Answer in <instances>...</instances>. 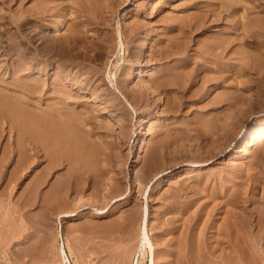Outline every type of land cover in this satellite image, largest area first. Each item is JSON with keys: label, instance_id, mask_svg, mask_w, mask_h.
Masks as SVG:
<instances>
[{"label": "rangeland", "instance_id": "obj_1", "mask_svg": "<svg viewBox=\"0 0 264 264\" xmlns=\"http://www.w3.org/2000/svg\"><path fill=\"white\" fill-rule=\"evenodd\" d=\"M221 4H223V7L220 9ZM41 5L49 7L51 5L63 6L60 13L54 18H46L47 20L39 21L30 20L24 24L25 27L23 26V30L20 33L17 32L15 29L16 23L19 22L16 17L17 13L19 14V12L25 9ZM15 8H17V11ZM218 9L222 10V14L226 16H224L223 22L225 21V24L222 27L231 43L227 50H225V55L222 59L217 58L213 60V57L206 59L208 61L206 63H210L209 66L212 67L208 70L212 73H207L209 80L202 85L200 83L197 85L199 77L197 78L195 75L199 73L201 76L203 74L198 68L196 73H194L195 78L191 82L192 84L187 83V76L182 77V79L181 77L177 78L179 85H181L178 86L182 87L181 91L161 89L160 91H150L149 94L140 96L138 85H145L146 83L148 85V81H151L153 78V75L151 76L150 74L155 70L154 68L163 66V63H156L158 61L155 58L157 56L154 55L156 50H153L157 49L159 45L166 44L165 41L167 39L176 40V36L178 38L177 41H179L178 43L183 44L181 42H184L188 38L183 34L179 33L178 36L175 33L178 30L179 32L181 31L178 29L180 28L178 26L181 23L184 24L188 20L187 18H193L194 13V17L197 19L201 10H206L210 14H213V12L217 13ZM74 12L76 13L74 14ZM24 13L26 16V12ZM68 14L69 17L67 16ZM191 14L192 16L189 17ZM175 16L179 18L177 19ZM31 17L33 18V16ZM66 18L68 19L66 20ZM212 18L213 15L208 18V22ZM57 19L60 20L58 24H56ZM218 20L220 21L221 19ZM40 21L47 23L44 29L50 37V42L48 41L46 44L51 46H48V49H45L46 51L43 50L40 40L35 37L32 39L34 44L28 43L26 40L28 32L31 29V23L39 24L38 22ZM211 22L208 24H214L215 21ZM73 23L75 27L84 29L83 32L85 31L84 33H80L81 35L83 34L82 36L79 34L81 36V45H79L81 47L79 48L81 49L78 51L80 56L77 60L82 65L79 63L78 66L80 67L74 66L73 71H77L79 68L80 71H88L93 67L97 72L93 73L94 76L88 73V75L91 74V77H93L91 78L94 84L92 89H81L78 86H71L66 81V89H69L72 96L75 95L73 100H80L79 103L76 101L70 103L68 107L75 108L78 111L82 108V112L86 110V112L89 111L88 114L92 111L89 114L92 119H88L87 125L83 126L84 129L82 125L78 126L80 129H77V126H75V129L73 122H76L78 119L73 115L75 121H72L73 118H71V123L68 122L73 127L68 123L67 126L73 129V133L82 128V135L78 131L76 135L80 134L84 140L80 136L78 137V135L76 139L73 136V143L75 144V148H77L74 153L71 151H74L75 148H70L69 144L64 142L59 144L58 147L61 150L60 156L56 154L58 148L51 147V141L48 142V147H42L39 143L41 145L38 148L39 151L37 149L34 152L31 148H35L38 145V143H35L38 140L35 142L33 139L20 140V137L17 140L18 132L16 130H9L8 125L4 121L0 123V264H61L63 258L58 248L57 225H62L60 240L62 237L63 243L61 247L67 255V259L64 258L65 261H68L67 264H134L133 260H135V257H138V264H178V261L183 259V256L180 257L181 251L179 252L178 247L181 246L182 239L184 236L186 237V233L187 236L190 234V236L194 237V252H196L195 247H197L198 237L201 235L206 238L210 237L207 240L208 246L210 245L209 247L213 248L214 242H216L214 241L216 234L213 235L212 233H216L214 230L217 229L220 222L222 224L224 222L225 224L226 219L230 218L229 220H232L231 218H233L232 215L234 216V214L237 216L241 213L242 216L240 214L238 216L242 217L240 219H243V223L247 221V224H249L248 221L251 219L252 224H255L254 221L263 219L262 221L260 220L262 223L264 218L259 217L258 219V216H255L259 214L258 211L260 209L264 210V198L261 199L264 197V137L249 150L236 151L249 138L251 131L264 125V0H0V39H3L0 43L2 45L4 43L5 47L10 50L12 47L13 50V55L6 56L8 58H5V61L8 64L11 61L15 62L14 59L18 58L16 54V52L18 53V48L26 46L27 51L29 52L30 50L29 53H31L28 55L33 56L34 52L40 49L39 52L44 51L42 55L45 53V56H41L38 53L39 56L37 55L36 58L51 62L45 69H34L31 75L27 76L28 78L24 77L26 81L32 77H37L42 82L40 84L44 90H47L45 93L47 98L42 100L39 105L40 109L48 108L54 102L56 104L58 100L56 95L52 94L50 84L57 77L58 71L56 70L58 64L64 59L60 51L59 38L63 37L70 28H73ZM133 29L135 30L133 31ZM8 32L10 35H8ZM212 32L213 29L210 27L205 32L199 33L198 30L189 36L187 34L190 37L187 42L191 41L189 42L192 48L187 50V54H192L189 57L190 61H193L190 65H194L196 60L200 61L199 51L195 49L200 48L201 46L198 47V44L200 45V42L202 44V41L206 40V36ZM126 34L128 36H125ZM126 37L130 39L128 40ZM182 37H186V39ZM180 38L182 41L179 40ZM85 39L86 41L89 40V43L85 44ZM55 40L56 43L53 45V41ZM125 40L129 43H126ZM7 41L8 44H6ZM25 42L27 43L25 44ZM92 42L94 46L96 45L95 47L93 46V49ZM82 44L91 45V50L88 46L87 50H84ZM8 45L10 47H7ZM15 47L17 50L13 49ZM139 53V59H134L135 54ZM171 59L174 58L171 57ZM209 59H212L214 62ZM222 60L224 63L221 62ZM138 67L142 70L141 73L131 75L132 71L130 69L135 70ZM214 74L216 81L212 78ZM0 78L12 81L13 75L4 74L0 71ZM24 78L22 79L24 80ZM119 83L127 88H120L119 90L117 87V85H120ZM16 94L20 96L24 95V93L20 92ZM59 94L61 93L59 92ZM167 96L171 97L168 98ZM25 97H23L25 100L27 99L29 103L31 102L27 107L33 109L37 102L36 97H29L28 95ZM138 99L140 102L136 101ZM233 99L238 100L236 107L239 115L233 119L232 129L230 128L227 132L225 148L204 162L192 164L187 161L196 160L197 158H207L205 156L206 153L202 152L203 149H198V146L195 144L196 141L198 143L201 142L202 145L206 142L202 137L199 138V141L194 138L193 140L185 141L184 139V141H181L182 139L178 137V133L181 131H183L181 132L183 134L189 132H185V126H188L186 130L190 128L196 131L197 128H201L202 125L208 122L212 124L214 121L215 123L214 119H217L218 116H223L231 110L230 106L232 107L233 105L229 103ZM57 105L59 106L60 104L57 103ZM104 106L106 108H103ZM173 107H175V110L177 109L175 112ZM36 110L40 111L39 109ZM206 118L209 119L207 120ZM211 120L213 121L211 122ZM198 125L200 127H197ZM91 126L94 127V130H90ZM176 128L182 130H178L179 132H177ZM172 130L174 131L172 132ZM86 139H88L87 143L85 142ZM158 142L160 143L155 144ZM177 143L180 146L183 145L180 147ZM82 145L84 149L80 148L83 147ZM159 145L163 146L164 149ZM149 148L156 152V155L154 158H149V161L148 159L145 161L146 152ZM196 150L199 153L198 151L195 152ZM190 152L192 153L190 154ZM84 160L87 161L82 163ZM162 169L163 171L156 177L153 176L156 171ZM77 186L82 187V190L78 189ZM194 186L198 189H193ZM181 190L182 192H180ZM124 191L127 198L119 199L122 197L121 194ZM173 191L176 192V197H173V194H171ZM234 192L239 194V196L241 195L242 200L245 201H240V204L233 206L231 198L235 195ZM179 194L181 195L178 196ZM247 195L248 197L251 196L254 201L247 200ZM183 204L185 207H183ZM220 205L222 206L220 207ZM145 206L150 210L147 231L152 244H144L145 252L142 256L139 254V247L136 246H138L139 235L142 231L140 209H144ZM222 207L224 208L222 209ZM243 208L248 212H242ZM100 209L108 211L98 214V210ZM63 210H75L77 211V215L70 217L59 216L58 214ZM193 213L195 217H193ZM251 213L254 217H246V215ZM198 214L199 216L202 215V218L201 216L198 217ZM244 215L245 217H243ZM57 217L61 218L58 219ZM224 217L226 218L225 220ZM246 218L250 219L246 220ZM229 220H227L228 223L231 222ZM216 224L218 225L215 226ZM244 227L243 225V230L246 229ZM255 227H251L250 233H246L247 230L243 231L241 229V233H245L244 237H246V234L247 236L248 234H255V237L258 235L254 242L257 246L256 253L260 254L258 256L255 253V257L259 260L255 258V262L252 264H258V262L260 264L264 263L260 258H264V225L262 229L258 225ZM259 229L261 232H259ZM199 230L202 232L200 233ZM212 235L213 239H211ZM251 237H254V235ZM240 238L242 239V236ZM151 249L154 252L153 255L150 252ZM218 252L219 250H215V254ZM208 256L210 259L207 257V253L203 254V260L207 264L210 262V264H217V257L210 253ZM177 257L181 259L178 258L176 262L175 259ZM204 261L202 264H204Z\"/></svg>", "mask_w": 264, "mask_h": 264}, {"label": "bare ground", "instance_id": "obj_2", "mask_svg": "<svg viewBox=\"0 0 264 264\" xmlns=\"http://www.w3.org/2000/svg\"><path fill=\"white\" fill-rule=\"evenodd\" d=\"M17 1V0H16ZM22 1V0H21ZM48 1V0H47ZM55 1V0H54ZM57 1H59V0H57ZM62 1V0H61ZM78 1V0H77ZM42 2V1H41ZM40 2V3H41ZM215 2V1H214ZM62 3V2H61ZM72 3H73V1H72ZM71 3V4H72ZM78 3V2H77ZM80 3V2H79ZM98 3V2H97ZM44 4V3H43ZM46 4V3H45ZM48 4V3H47ZM53 4V3H52ZM55 4V3H54ZM58 4V3H57ZM81 4V3H80ZM33 5V4H32ZM40 5V4H39ZM49 6H50V4H48ZM49 6H47V5H41V6H34L33 8H28V9H25V10H23V8H22V12H19V14L17 13V15H16V17H17V19L19 20V22H17L16 24V31L17 32H21L23 29V26H24V24L25 23H27L28 21H39V20H47V19H51L52 17L54 18L56 15H58L59 13H60V11L62 10L61 8H62V6L63 5H58V6H52L51 5V7H49ZM88 6V5H87ZM68 7V6H67ZM83 7V6H82ZM214 7H216V6H214ZM219 7V6H218ZM223 7V4H221L220 5V9ZM64 8V7H63ZM65 8H66V6H65ZM81 8V7H80ZM85 8V7H84ZM87 8V7H86ZM91 8V7H90ZM201 8V7H200ZM199 8V9H200ZM17 8H15V10H16ZM72 9V8H71ZM77 9V8H76ZM75 9V10H76ZM83 9V8H82ZM203 9V8H202ZM220 9H218L219 11H217V13H214L213 11V14H210L208 11H199L200 12V15H198L199 17L196 19L195 17H194V15H195V13H194V15H193V18H187L186 20V22L184 23V24H182L181 23V25L180 26H178V27H180V28H178V29H180L181 31L179 32V30H178V32H175V33H177L178 34V36H179V33L180 34H183L184 36H186L188 39L190 38V37H188L191 33H193V32H195V31H198L199 30V33L200 32H205L207 29H209L210 27H212V29H213V32L210 34V35H208V36H206L207 38H205L206 40H204V41H202L203 43L201 44V42H200V45L198 44V47H200V48H198V49H195V50H198L199 51V57H200V61L198 62L197 60H196V62L194 63V65H190L191 64V62H193V61H190V56L192 55V54H187L188 53V51L187 50H189V49H192L191 48V45H190V42L188 41L187 42V40H185L184 42H181V43H183V44H180V43H178L179 41H177L178 40V38H176L175 37V39L176 40H173V39H171L170 37V40H168L167 39V41H165V43L166 44H162V45H159V46H157V49H154L153 51H155L154 53H153V51H152V53L155 55V56H157V57H155L158 61H156V63L158 62V64H162L163 63V66H161V67H159V68H154L155 70L154 71H152L151 72V76L153 77L152 78V80L151 81H148L149 82V84L148 85H138L139 87H138V93H139V95L141 96H143L144 94H149L150 93V91H160L161 89L162 90H168V89H170V91L171 90H182L181 88L182 87H179V86H181V85H179V83H178V80H177V78H179V77H181V79H182V77H186L187 76V78H186V81H187V83L189 84V83H191L193 80H194V78H195V76L198 78L199 77V82H198V84L197 85H199V83H200V85H202V84H204L205 82H207L209 79H208V75H207V73L209 72L208 70H210V68H212L211 66H209V64H207L208 63V61H206V59H208V58H212L213 57V60L214 59H217V58H220V59H222L223 57H224V55H225V50H227V48H228V46L230 45V43H231V41L230 40H228V37H226V33L224 32V28L222 27V25H224L225 23V21L223 22V19H225V15H223L222 14V10L220 11ZM237 9V8H236ZM66 10V9H65ZM74 10V9H73ZM92 10V9H91ZM17 11V10H16ZM70 11V10H69ZM79 11V10H78ZM100 11H102V10H100ZM24 12H26V16L24 15L25 13ZM28 12V13H27ZM71 12V11H70ZM90 12V11H89ZM24 13V14H23ZM76 12H74V14H75ZM81 13V12H80ZM80 13H79V15H80ZM84 13V12H83ZM85 13H86V11H85ZM27 14H28V16H27ZM89 14V13H88ZM93 14V13H92ZM94 15H95V13H94ZM97 15V14H96ZM211 15H213V18L212 19H210L209 20V22H208V18H210L211 17ZM13 16V15H12ZM31 16H33V18L31 17ZM60 16V15H59ZM64 16V15H63ZM68 17H69V14L67 15ZM77 16V15H76ZM89 16V15H88ZM192 16V14L189 16V17H191ZM225 16V17H224ZM247 16V15H246ZM26 17V18H25ZM73 17V16H72ZM87 17V16H86ZM85 17V18H86ZM176 17V16H175ZM175 17H174V19H175ZM22 18H25V19H22ZM47 18V19H46ZM77 18H78V16H77ZM80 18H81V16H80ZM93 18V17H92ZM95 18V17H94ZM177 18V17H176ZM179 18V17H178ZM177 18V19H178ZM242 18V17H241ZM68 18H66V20H67ZM86 19H88V18H86ZM98 19V18H97ZM96 19V20H97ZM173 19V18H172ZM173 19V20H174ZM195 19V20H194ZM218 19H221L220 21L218 20ZM70 20V19H69ZM73 20V19H72ZM83 20V19H82ZM170 20V19H169ZM180 20V19H179ZM185 20V19H184ZM242 20V19H241ZM57 21V23L56 24H58V23H60V20L59 19H57L56 20ZM75 21V20H74ZM80 21H81V19H80ZM86 21V20H85ZM102 21V20H101ZM104 21V20H103ZM168 21V20H167ZM177 21V20H176ZM193 21V22H192ZM211 21H215L214 22V24H208V23H210ZM46 22V21H45ZM77 22V21H76ZM173 22V21H172ZM217 22V23H216ZM39 24H33V23H31V29L30 28H28V29H30V31H31V33H29L28 32V36L26 37V40H27V42L28 43H31V44H34V41L32 40V39H34V37L36 38V39H38V40H40V44L42 43V48H43V50L44 51H46L45 49H48V46H51V45H48V44H46V43H48V41L50 40V37H49V34H48V32L44 29V27H46L47 26V23H44L43 21H40V22H38ZM49 23V22H48ZM86 23V22H85ZM95 23V22H94ZM165 23V22H164ZM212 23V22H211ZM55 24V25H56ZM77 24V23H76ZM104 24V23H103ZM163 24V23H162ZM60 25V24H59ZM72 25V24H71ZM82 25V24H81ZM94 25V24H93ZM54 26V25H53ZM80 26V25H79ZM25 27V26H24ZM28 27V26H27ZM61 27V26H60ZM73 28H68L69 30L68 31H66V33L64 34V36L63 37H61V38H59V42H60V51L62 52V54H63V58L64 59H62V62H60L59 64H58V67H57V70L56 71H58V74H57V77L55 78V79H53V81L51 82V84H50V86H51V92H52V94H55L56 95V97H57V102H56V104L58 103V104H60L59 106L57 105L56 106V104H54L53 103V105L52 106H47L48 108H41L40 109V107H39V105L41 104V102H42V100H44L45 98H47V96H45V93H46V89L44 90V88H43V86L40 84V82L41 81H39L38 80V78L37 77H32V78H30L29 80H25V76H26V78H28L27 76H29V75H31V73H32V70H34V69H36V70H39V69H45L49 64H51V62H47L45 59H37L36 57H37V55H38V53L41 55V56H45V53H44V55H42L43 54V50H41V51H43V52H39L40 51V49L39 50H36L35 52H34V55L33 56H31V55H28V54H31V53H29L30 52V50H29V52L27 51L28 49H26V46H24V48H18V53L16 52V54H17V56H18V58L15 60L14 59V61L15 62H10L9 60V64H8V62H6L5 60V58H8V57H6V56H12L13 55V50H12V47H11V50L10 49H8V48H6L5 47V45H4V43H3V45H2V43H0V71H2L4 74L5 73H7V74H11V75H13V79H12V81H6V80H3V78L1 79L0 78V123H2L3 121L8 125V128H9V130H16L18 133H17V136H18V138H17V140L19 139V137H20V140L22 139H33V141L35 142L36 140H38L37 142H35V143H38V145L37 144H35V145H37V146H35V148H31L32 150H34V152L39 148V146H41L42 145V147L44 146H47L48 147V145H49V141H51V147H56V148H58V151H56L57 153V155L58 156H60L61 155V150H59V144H61V143H66V144H69V147L71 148V147H73V148H75V144L73 143V136L75 137V139H76V136L78 135H76V133H77V131H78V133L79 132H81L80 134L82 135V128H81V130H74V131H76V133L74 134L73 133V129L71 128V127H73V126H71L69 123H71L70 122V119L71 118H73L74 116L75 117H77V121L76 122H73V124H75L74 125V128L76 129V127L75 126H77V129H80V127H78V126H81L82 125V127L84 126H86L87 125V121H88V119L90 118V113L92 112H90L89 114H88V112H86V110L85 111H83L82 112V108H80V111H78V110H76L75 108H72V107H68V105L70 104V103H72V102H74V101H76L77 103H79V101L78 100H73L74 98H75V95H73L72 96V94L69 92V89H66V81L67 82H69L70 84H71V86H78V88H88V89H92V86L94 85L93 83H92V79L91 78H93V77H91L92 75L91 74H93V73H95V72H97L96 71V69H94L93 67H91V69L90 70H88V71H80V68L77 70V71H73V67L74 66H78V64L80 63V61L79 60H77V59H79V49H81V48H79V47H81V46H79V45H81V42H80V40H81V36L83 35H81L80 33H84L83 32V30L82 29H80V28H78V27H75V25H74V23H73V26H72ZM88 27V26H87ZM87 27H86V29H87ZM171 27V26H170ZM175 27V26H174ZM214 27V28H213ZM53 28V27H52ZM58 28V27H57ZM83 28V27H82ZM177 28V27H176ZM24 29H26V28H24ZM153 29V28H152ZM135 29H133V31H134ZM147 30V29H146ZM149 30V29H148ZM163 30H164V28H163ZM132 31V30H131ZM130 31V32H131ZM144 31V30H143ZM166 31V30H165ZM226 31V30H225ZM24 32V31H23ZM22 32V33H23ZM125 32V31H124ZM128 32V31H127ZM9 33V32H8ZM18 33V34H19ZM126 33V32H125ZM142 33V32H141ZM198 33V32H197ZM13 34V33H12ZM23 34H25V33H23ZM54 34V33H53ZM81 36H80V35ZM127 34H129V33H127ZM125 35V36H128V35ZM162 34H163V32H162ZM187 34H188V36H187ZM8 35H10V33L8 34ZM20 35H22V34H20ZM20 35H19V37H20ZM55 35V34H54ZM103 35V34H102ZM106 35V34H105ZM165 35V34H164ZM182 35V36H183ZM61 36V35H60ZM137 36V35H136ZM171 36V35H170ZM7 37H9V36H7ZM16 37V36H15ZM52 37V36H51ZM135 37V36H134ZM172 37H174V36H172ZM186 37H182L183 39H186ZM10 38V37H9ZM57 38V37H56ZM83 38H85V37H83ZM126 38H128V37H126ZM125 38V39H126ZM152 38V37H151ZM11 39L13 40V38H12V36H11ZM130 38H128V40H129ZM199 39V38H198ZM1 40H3V39H0V42H1ZM52 40H54V39H52ZM101 40V39H100ZM111 40V39H110ZM156 40V39H155ZM158 40V39H157ZM179 40H181V38L179 39ZM58 41V40H57ZM85 41H86V39H85ZM89 41V40H88ZM88 41H86L85 42V44H87V42ZM159 41H161V40H159ZM182 41V40H181ZM10 42H12V41H10ZM19 42V41H18ZM20 42H22V41H20ZM27 42H25V44L27 43ZM50 42V41H49ZM54 42V44L53 45H55V43H56V40L55 41H53ZM83 42H84V39H83ZM82 42V43H83ZM125 42H126V40H125ZM128 42V41H127ZM126 42V43H127ZM135 42V41H134ZM144 42H146V41H144ZM149 42V41H148ZM163 42V41H162ZM89 43V42H88ZM98 43V42H97ZM96 43V44H97ZM129 43V42H128ZM197 43V42H196ZM6 44H8V41H7V43ZM13 44V43H12ZM15 44V43H14ZM21 44H23V42L21 43ZM21 44H20V46H21ZM50 44V43H49ZM58 44V43H57ZM92 44V49H93V42L91 43ZM95 44V43H94ZM139 44V43H138ZM154 44V43H153ZM28 45V44H27ZM52 45V46H53ZM58 45V46H59ZM115 45V44H114ZM127 45V44H126ZM232 45V44H231ZM234 45V44H233ZM10 46H11V44H10ZM9 45L7 46V47H10ZM14 46V45H13ZM19 46V45H18ZM17 46V47H18ZM57 46V45H56ZM82 48H84V50L86 49V48H88L89 47V49L91 50V48H90V46H88V45H83L82 44ZM88 46V47H87ZM96 46V45H95ZM94 46V47H95ZM110 46V45H109ZM149 46V45H148ZM156 46V45H155ZM239 46V45H238ZM5 47V48H4ZM153 47H154V45H153ZM33 48V47H32ZM36 48V47H35ZM41 48V49H42ZM99 48V47H98ZM111 48V47H110ZM149 48V47H148ZM156 48V47H155ZM233 48V47H232ZM247 48V47H246ZM13 49H16V47L15 48H13ZM56 49V48H55ZM59 49V48H58ZM77 51H76V50ZM17 50V49H16ZM53 50V49H52ZM87 50V49H86ZM99 50V49H98ZM55 51V50H54ZM53 51V52H54ZM59 51V50H58ZM93 51H95V50H93ZM81 52H82V50H81ZM139 52V51H138ZM150 52V51H149ZM190 52V51H189ZM87 53V52H86ZM93 53V52H92ZM137 53V52H136ZM235 53V52H234ZM33 54V53H32ZM61 54V53H60ZM129 54V53H128ZM151 54V53H150ZM238 54V53H237ZM59 55V54H58ZM133 56H134V54H132ZM148 55V54H147ZM153 55V56H154ZM179 55H182V56H179ZM227 55V54H226ZM229 55V54H228ZM239 55V54H238ZM39 56V55H38ZM131 56V55H130ZM132 56V58H134ZM14 57V56H13ZM87 57V56H86ZM93 57V56H92ZM139 57H140V53L139 54H135V58L134 59H139ZM171 57L172 58H174V59H171ZM226 57V56H225ZM228 57V56H227ZM84 58V57H83ZM144 59H146V58H144ZM151 59V58H150ZM150 59H148L149 61H150ZM155 59V60H156ZM225 59V58H224ZM243 59V58H242ZM177 60V61H176ZM194 60V59H193ZM203 60V61H202ZM209 60H211V61H213L212 59H209ZM101 61V60H100ZM148 61V62H149ZM41 62H43V63H41ZM128 62V61H127ZM139 62V61H138ZM152 62V61H151ZM207 62V63H206ZM214 62V61H213ZM221 62H223V60L221 61ZM226 62V61H225ZM40 63H41V65H40ZM220 63V62H219ZM224 63V62H223ZM226 63H228V62H226ZM246 64V63H245ZM80 65H82L81 63H80ZM222 65V64H221ZM89 66V65H88ZM222 66H225V65H222ZM51 67V66H50ZM56 67V66H55ZM78 67H80V66H78ZM86 67V66H85ZM214 67V66H213ZM200 69L202 72L201 73H203V74H201V76H200V74L198 73L197 75H195L194 76V73H196V71H197V69ZM86 69V68H85ZM25 70H27V71H25ZM99 70V69H98ZM126 70V69H125ZM25 71V72H24ZM51 71V70H50ZM130 71H132L131 72V75H133L134 73L135 74H138V73H141V69H140V67H138L137 69H130ZM212 71V70H211ZM216 71H218V70H216ZM53 73V72H52ZM88 73H91V74H89L88 75ZM128 73V72H127ZM149 73H150V71H149ZM206 73V74H205ZM209 73H212V72H209ZM215 73V72H214ZM222 73V72H221ZM149 75V74H148ZM216 75H217V73H216ZM2 76V75H1ZM6 76V75H5ZM93 76H94V74H93ZM126 76V75H125ZM124 76V77H125ZM150 76V77H151ZM210 76H212V75H210ZM218 76V75H217ZM216 76V77H217ZM12 77V76H11ZM31 77V76H30ZM99 77V76H98ZM22 78H24V80L22 79ZM54 78V77H53ZM128 78V77H127ZM212 78H214L215 79V74H214V76L212 77ZM211 78V79H212ZM219 78V77H218ZM217 78V79H218ZM10 79V78H9ZM124 80V79H123ZM99 81V80H98ZM128 81V80H127ZM143 81H145V80H143ZM176 81H177V83H176ZM180 81V80H179ZM184 81V80H183ZM183 81H182V83H183ZM215 81H216V79H215ZM121 82V81H120ZM145 82H147V81H145ZM226 82V81H225ZM42 83V82H41ZM95 83V82H94ZM118 83V82H117ZM177 85H176V84ZM262 83V82H261ZM120 84V83H119ZM192 84V83H191ZM43 85H45V84H43ZM175 85V86H174ZM179 85V86H178ZM131 86V85H130ZM172 86H174V88H172ZM178 86V87H177ZM190 86V85H189ZM94 87H96V86H94ZM117 87L119 88V90H120V88H127L126 86H124V85H122V84H120V85H117ZM177 87V88H176ZM69 88V87H68ZM74 88V87H73ZM98 88V87H97ZM204 88V87H203ZM5 89V90H4ZM94 89V88H93ZM96 89V88H95ZM44 90V91H43ZM86 90V89H85ZM128 90H129V88H128ZM75 91V90H74ZM93 91V90H92ZM126 91V90H125ZM135 91V90H134ZM15 92V94H13ZM24 93V95L26 94V95H28L29 97H36V99H37V102L35 103V105H34V107H33V109H29L27 106H28V104H30L29 102H28V98L27 97H25L24 95L23 96H20V95H18V94H16V93ZM59 92L61 93V94H59ZM91 92V91H90ZM95 92V91H94ZM110 92V91H109ZM108 92V93H109ZM190 92V91H189ZM99 93V92H98ZM129 93V92H128ZM74 94V93H73ZM90 94V93H89ZM100 94V93H99ZM123 94V93H122ZM173 94V93H172ZM54 95V96H55ZM96 95V94H95ZM145 95V96H146ZM164 95V94H163ZM169 95V94H168ZM133 96V95H132ZM144 96V97H145ZM23 97H25V98H27L26 100L23 98ZM128 97V96H127ZM130 97V96H129ZM134 97V96H133ZM136 97H138V96H136ZM168 97V96H167ZM169 97H171V96H169ZM168 97V98H169ZM187 97V96H186ZM83 98V97H82ZM111 98V97H110ZM131 98V97H130ZM146 98V97H145ZM235 98V97H234ZM77 99V98H76ZM93 99V98H92ZM105 99V98H104ZM112 99V98H111ZM111 99H110V101H111ZM137 99V98H136ZM152 99V98H151ZM142 100V99H141ZM168 100V99H167ZM172 100V99H171ZM178 100V99H177ZM51 101H52V99H51ZM100 101V100H99ZM106 101V100H105ZM136 101H139V99L138 100H136ZM135 101V102H136ZM143 101H145V100H143ZM153 101V100H152ZM169 101V100H168ZM167 101V102H168ZM237 101L238 100H236V99H233L229 104H231V105H233L232 107L230 106V111L228 112V113H225L223 116L221 115V116H218L217 117V119H214L215 120V123H214V121L213 120H211V122H212V124L211 123H209V125H208V123H207V120L209 119H207L206 120V123L207 124H205V125H202L201 126V128H197L196 129V131H194V130H191L190 128L189 129H187L186 130V128H188V126H185L184 128V130H185V132L186 131H189V132H186V133H181V132H183V131H181V132H179L178 130H182V129H177V132H179L178 133V137H180V139H182L181 141H184V139H185V141H188V140H193V138L194 139H197L198 141H199V138L200 137H202L203 139H205V142L206 143H204V145H202V143L201 142H197L196 141V146H198V149H203V151L202 152H205L206 153V155L205 156H207V158L205 157V158H203V159H196V160H187V161H189L190 163H192V164H198V162H204V161H206V160H208L209 158H212L213 156H215V154L217 153V152H221L222 151V149L223 148H225V143H226V139L225 138H227V132L229 131V129L233 126V124H232V121H233V119H235V118H237V116L239 115V111H238V109H237V107H236V104H237ZM13 102H15V103H13ZM140 102V101H139ZM169 102H171V101H169ZM179 102V101H178ZM240 102V101H239ZM82 103V102H81ZM107 103V102H106ZM164 103V102H163ZM101 104V103H100ZM138 104V103H137ZM166 104V103H165ZM239 104V103H238ZM81 105V104H80ZM104 105V104H103ZM115 105V104H114ZM117 105V104H116ZM145 105H146V103H145ZM172 105V104H171ZM112 106V105H111ZM137 106V105H136ZM143 106V105H142ZM149 106V105H148ZM165 106V105H164ZM173 106V105H172ZM82 107V106H81ZM110 107V106H109ZM177 107V106H176ZM30 108H32L31 106H30ZM103 108H106L105 106L103 107ZM161 108V107H160ZM172 108V107H171ZM175 107H173V110H174V112L177 110H175L174 109ZM178 108V107H177ZM36 109H39L40 111H37ZM85 109V108H84ZM117 110H118V108H117ZM225 110H227V109H225ZM229 110V109H228ZM65 111H67V112H65ZM169 111V110H168ZM85 112V113H84ZM116 112V111H115ZM164 112H165V110H164ZM216 112V111H215ZM226 112V111H225ZM27 114V115H26ZM85 114V115H84ZM110 114V113H109ZM112 114H113V111H112ZM223 114V113H222ZM74 115V116H73ZM100 115V114H99ZM147 115V114H146ZM211 115V114H210ZM118 116V115H117ZM116 116V117H117ZM202 116H204V115H202ZM74 117V118H75ZM92 117V116H91ZM205 117V116H204ZM208 117V116H207ZM73 118V120L72 121H75V119ZM120 118V117H119ZM201 118V117H200ZM216 118V117H215ZM90 119H92V118H90ZM168 119V118H167ZM183 119H185V118H183ZM175 120V119H174ZM180 120V119H179ZM196 120V119H195ZM98 121V120H97ZM96 121V122H97ZM102 121V120H101ZM124 121V120H123ZM69 122V123H68ZM112 122V121H111ZM175 122V121H174ZM180 122H181V120H180ZM195 122V121H194ZM202 122V121H201ZM67 123L71 126V127H69V126H67ZM99 123V122H98ZM102 123V122H101ZM105 123V122H104ZM108 123H110V122H108ZM85 124V125H84ZM90 124H92V123H90ZM188 124V123H187ZM263 124V123H262ZM184 125H186V124H184ZM199 125H201V124H199ZM197 126V127H200V126ZM99 126V125H98ZM140 126V125H139ZM151 126V125H150ZM181 126V125H180ZM84 127H83V129H84ZM125 127V126H124ZM88 128V127H87ZM94 127L93 126H91V128H90V130H92ZM101 128V127H100ZM99 128V129H100ZM161 128H163V127H161ZM168 128V127H167ZM106 129V128H105ZM108 129V128H107ZM149 129V128H148ZM175 129V128H174ZM232 129V128H231ZM85 130H87V129H85ZM94 130V129H93ZM98 130V129H97ZM168 130V129H167ZM156 131V130H155ZM174 130H172V132H173ZM193 131V132H192ZM84 132V131H83ZM88 132H89V130H88ZM109 132V131H108ZM176 132V133H177ZM10 133V132H9ZM86 133V132H85ZM84 133V134H85ZM99 133V132H98ZM235 133V132H234ZM78 135V137L80 136L81 137V135ZM165 134V133H164ZM181 134V135H180ZM183 134V135H182ZM250 136H249V138L248 139H246V141L244 142V144L243 145H241L240 146V148H238L237 149V151L236 152H241V151H247V150H249L251 147H254L253 145L255 144V143H257L258 141H260L263 137H264V125L262 126V127H257V129H254L253 131H251V133L249 134ZM166 136V135H165ZM169 136H170V134H169ZM229 136V135H228ZM88 137V136H87ZM95 137V136H94ZM101 137V136H100ZM158 137V136H157ZM171 137V136H170ZM82 139H83V136L81 137ZM84 138H85V136H84ZM169 138V137H168ZM201 138V139H202ZM202 139V140H203ZM225 139V140H224ZM84 140V139H83ZM88 139H86L85 140V142L87 143L88 141H87ZM179 140V139H178ZM201 140V141H202ZM99 141V140H98ZM174 141V140H173ZM204 141V140H203ZM24 142V141H23ZM31 142V141H30ZM92 142V141H91ZM194 142H195V140H194ZM193 142V143H194ZM8 143V142H7ZM41 145H40V144ZM84 143V142H83ZM86 143H84V144H86ZM100 143V142H99ZM108 143V142H107ZM160 142H158V143H155V144H159ZM163 143V142H162ZM161 143V144H162ZM181 143V142H180ZM5 144V143H4ZM48 144V145H47ZM81 144V143H80ZM97 144V143H96ZM166 144V143H165ZM25 145V144H24ZM29 145V144H28ZM89 145V144H88ZM92 145H93V143H92ZM168 145V144H167ZM177 145H178V143H177ZM176 145V146H177ZM183 145V144H182ZM181 145V146H182ZM4 146V145H3ZM83 146V145H82ZM94 146V145H93ZM157 146V145H156ZM161 148H163V146H161V145H159ZM173 146V145H172ZM178 146H180V145H178ZM180 146V147H181ZM195 146V145H194ZM30 147V146H29ZM46 147V149H48ZM85 147H86V145H85ZM170 147H171V145H170ZM179 147V148H180ZM8 148V147H7ZM26 148V147H25ZM80 148H83L84 149V146L83 147H80ZM153 148H154V146H153ZM157 148H158V146H157ZM197 148V147H196ZM28 149V148H27ZM91 149V148H90ZM164 149V148H163ZM172 149H174V148H172ZM41 150V149H40ZM75 150H77V148H75L74 149V151H71L72 153H74L75 152ZM80 150V149H79ZM156 150H158V149H156ZM167 150V149H166ZM177 150V149H176ZM176 150H175V152H176ZM38 151H39V149H38ZM113 151V150H112ZM164 151V150H163ZM168 151V150H167ZM183 151V150H182ZM187 151V150H186ZM198 150H196L195 152H197ZM44 152V151H43ZM82 152V151H81ZM80 152V153H81ZM201 152V153H202ZM23 153H24V151H23ZM68 153V152H67ZM156 152H154V151H152V149H148V151L146 152V159H145V161H147V159H148V161L150 160L149 158H154V156L156 155L155 154ZM158 153V152H157ZM161 153V152H160ZM170 153V152H169ZM168 153V154H169ZM192 152H190V154H191ZM194 153V152H193ZM198 153H199V151H198ZM200 153V154H201ZM22 154V153H21ZM77 154V153H76ZM82 154H83V152H82ZM85 154H86V152H85ZM89 154H91V153H89ZM195 154H197V153H195ZM87 155V154H86ZM171 155V154H170ZM177 155V154H176ZM73 156H74V154H73ZM82 156V155H81ZM101 156V155H100ZM161 156V155H160ZM184 156V155H183ZM199 156V155H198ZM203 156V155H202ZM51 157V156H50ZM57 157V156H56ZM75 157V156H74ZM73 157V158H74ZM158 157H159V155H158ZM204 157V156H203ZM59 158V157H58ZM77 158V157H76ZM83 158V157H82ZM81 158V159H82ZM87 158V157H86ZM85 158V159H86ZM95 158V157H94ZM160 158H162V157H160ZM164 158V157H163ZM167 158V157H166ZM170 158V157H169ZM201 158V157H200ZM254 158V157H253ZM25 159V158H24ZM27 159V158H26ZM64 159V158H63ZM89 159V158H88ZM33 160V159H32ZM77 160V159H76ZM156 160V159H155ZM170 160V159H169ZM36 161V160H35ZM57 161V160H56ZM79 161H80V159H79ZM87 161V160H86ZM85 160H84V162H82V163H85L86 162ZM172 161V160H171ZM78 162V161H77ZM144 162V161H143ZM155 162V161H154ZM72 163H74V162H72ZM72 163H71V165H72ZM75 163H76V161H75ZM80 163V162H79ZM152 163V162H151ZM156 163V162H155ZM154 163V164H155ZM169 163V162H168ZM172 163V162H171ZM36 164V163H35ZM76 164H78V163H76ZM76 164H73V165H76ZM145 164V163H144ZM248 164V163H247ZM82 165V164H81ZM84 165V164H83ZM86 165V164H85ZM157 165V164H156ZM256 165V164H255ZM78 166V165H77ZM87 166V165H86ZM74 167V166H73ZM72 167V168H73ZM144 167V166H143ZM159 167V166H158ZM50 168V167H49ZM75 168V167H74ZM77 168V167H76ZM161 168V167H160ZM14 169V168H13ZM139 169V168H138ZM159 169V168H158ZM92 170V169H91ZM143 170V169H142ZM155 171V170H154ZM163 171V169L162 170H158V171H156L154 174H153V176H157L160 172H162ZM64 172V171H63ZM71 172V171H70ZM93 172H94V170H93ZM143 172V171H142ZM141 172V173H142ZM65 173V172H64ZM92 173V172H91ZM96 173V172H95ZM140 173V172H139ZM34 175V174H33ZM63 175V174H62ZM72 175H74V174H72ZM78 175V174H77ZM113 175V174H112ZM95 176V175H94ZM145 176H146V174H145ZM231 176V175H230ZM32 177V176H31ZM39 177V176H38ZM57 177V176H56ZM97 177H99V176H97ZM65 178V177H64ZM76 178V177H75ZM78 178H79V176H78ZM80 179V178H79ZM112 179V178H111ZM143 179H145V178H143ZM60 180V179H59ZM85 180V179H84ZM104 180V179H103ZM64 181V180H63ZM70 181V180H69ZM92 181V180H91ZM112 181H114V180H112ZM195 181V180H194ZM254 181V180H253ZM66 182V181H65ZM78 182V181H77ZM82 182H85V181H82ZM141 182H143V181H141ZM202 182V181H201ZM256 182V181H255ZM37 183V182H36ZM61 183V182H60ZM72 183V182H71ZM93 183V182H92ZM197 183V182H196ZM26 184V183H25ZM59 184V183H58ZM82 184V183H81ZM84 184V183H83ZM96 184V183H95ZM203 184H204V182H203ZM64 185H65V183H64ZM73 185V184H72ZM177 185H178V183H177ZM205 185V184H204ZM34 186V185H33ZM58 186H60V185H58ZM69 186V185H68ZM79 186H80V184H79ZM79 186H77V188L78 189H80V190H82V187H79ZM92 186V185H91ZM189 186V185H188ZM199 186H200V184H199ZM198 186V187H199ZM235 186V185H234ZM184 187H185V185H184ZM236 187V186H235ZM52 188V187H51ZM72 188V187H71ZM179 188V187H178ZM189 188V187H188ZM200 188V187H199ZM73 189V188H72ZM77 189V190H78ZM127 189V188H126ZM193 189H198L197 187L195 188V186H194V188ZM257 189V188H256ZM263 189H264V187H263ZM54 190V189H53ZM178 190V189H177ZM176 190V191H177ZM180 190V189H179ZM188 190V189H187ZM122 191V190H121ZM126 191V190H125ZM125 191L123 192V194L125 193ZM184 191V190H183ZM65 192V191H64ZM76 192V191H75ZM180 192H182V190L180 191ZM185 192V191H184ZM188 192V191H187ZM199 192H200V190H199ZM228 192V191H227ZM32 193V192H31ZM233 193V192H232ZM52 194H54V193H52ZM79 194H81V193H79ZM105 194V193H104ZM123 194H121V196L122 197H120L119 199H125V198H127V195H123ZM171 194H173V197L175 196L176 197V192H172ZM176 194V195H175ZM189 194V193H188ZM199 194V193H198ZM234 194L235 195H233L232 196V202H233V206H235V205H238V204H240V201L242 202V201H245V200H242L243 198H241V195L239 196V194H237L236 192H234ZM33 195H34V193H33ZM58 195V194H57ZM170 195V194H169ZM181 194H179L178 196H180ZM223 195V194H222ZM80 196V195H79ZM78 196V197H79ZM165 196V195H164ZM172 196V195H171ZM188 196V195H187ZM199 196V195H198ZM231 196V195H230ZM230 196H229V198H230ZM253 196V195H252ZM263 196V195H262ZM261 196V197H262ZM50 197V196H49ZM56 197V196H55ZM59 197V196H58ZM93 197V196H92ZM173 197H170V198H173ZM190 197V196H189ZM191 197H192V194H191ZM211 197V196H210ZM243 197V196H242ZM247 197V200H253L252 199V197L251 196H249L248 197V195L246 196ZM246 197H244V199H246ZM42 198V197H41ZM54 198V197H53ZM57 198V197H56ZM118 198V197H117ZM167 198V197H166ZM264 197H262L261 199H263ZM80 199V198H79ZM87 199V198H86ZM192 199V198H191ZM200 199V198H199ZM231 199H230V201H231ZM41 200V199H40ZM81 200V199H80ZM95 200V199H94ZM162 200V199H161ZM171 200V199H170ZM190 200V199H189ZM256 200V199H255ZM56 201V200H55ZM176 201V200H175ZM191 201V200H190ZM199 201V200H198ZM216 201V200H215ZM227 201H229L228 199H227ZM254 201V200H253ZM77 202H78V200H77ZM186 202V201H185ZM187 202H188V200H187ZM192 202V201H191ZM41 203V202H40ZM228 203V202H227ZM229 203H231V202H229ZM245 203V202H244ZM188 204V203H187ZM190 204V203H189ZM214 204V203H213ZM263 204V203H262ZM182 205V204H181ZM184 205V204H183ZM204 205V204H203ZM222 205H223V202H222ZM222 205H220V207L222 206ZM188 206V205H187ZM186 206V208H188ZM216 206V205H215ZM183 207H185V205L183 206ZM227 207V206H226ZM229 207V206H228ZM238 207V206H237ZM244 207V206H243ZM68 208V207H67ZM185 208V209H186ZM224 207H222V209H223ZM233 208V207H232ZM239 208V207H238ZM245 208V207H244ZM243 208V209H244ZM259 208V207H258ZM262 209H263V207H261ZM71 209V208H70ZM76 209V208H75ZM199 209V208H198ZM219 209H221V208H219ZM246 209V208H245ZM243 210L242 212H244V211H246V210ZM254 209V208H253ZM138 210V209H137ZM191 210V209H190ZM227 210V209H226ZM250 210V209H249ZM99 211V213L98 214H102V213H105V212H107L108 210H102V209H100V210H98ZM150 210H149V208H147L146 206H145V208L143 209V208H141L140 209V220H141V222H142V231L140 232V237H139V242L137 243L138 244V246H136V247H139V254H141L142 256L144 255V252H145V245L144 244H146V243H148L149 245L150 244H152V240H151V238H150V235L148 234V231H147V225H148V217H149V215H150V212H149ZM184 211V210H183ZM253 211H257V210H253ZM138 212V211H137ZM197 212H198V210H197ZM233 212H234V210H233ZM236 212V211H235ZM246 212H248V211H246ZM250 212V211H249ZM259 212V214L257 215L256 214V216L255 217H257L258 216V219H259V217H262V218H264V210H259L258 211ZM258 212H256V213H258ZM184 213V212H183ZM224 213V212H223ZM232 213V212H231ZM230 213V214H231ZM255 213V212H254ZM194 214V213H193ZM195 214H197L196 212H195ZM195 214H194V216L193 217H195ZM240 215H241V213H239ZM238 214V215H239ZM59 216H62V217H70V216H74V215H77V211H75V210H63L61 213H59L58 214ZM179 215V214H178ZM204 215V214H203ZM211 215V214H210ZM223 215V214H222ZM236 215H237V212H236ZM235 216V214H234V216L232 215V217L233 218H231L232 220H229V219H226L225 217H224V220H225V224H224V222H223V224H222V222H220L219 224L220 225H218V224H216L215 226H217V229L216 230H214V232L216 231V233H212L213 235L214 234H216V238H215V240L214 241H216V242H214L215 244L213 245V248H210L209 246H208V239L210 238H206V237H204L203 235H201V236H199L198 237V241H197V247H195V251L196 252H194V246H195V244L193 243L194 242V237H192V236H190V234H188V236H187V233H186V237L184 236H182L183 237V241L181 242V246H179L178 247V250H179V252L181 251V253H180V257L181 256H183L182 258L183 259H181V258H179V257H177L175 260H176V262L178 261L177 259L179 258V259H181V260H179L178 261V264L180 263V264H202L203 263V254H206L207 253V257H209L208 256V254L210 253V254H212L213 256H215V257H217L218 259H216L217 260V264H252L253 262H255V258H257V257H255V253H256V251H257V246H256V244H255V242L254 241H256V237L258 236H256L255 237V234H248V236H247V234H246V237H244L243 235H245V233H241V231L243 230L242 229V226L244 225L245 227L244 228H246L245 230H247V232L246 233H250V229H251V227L253 226L254 228H256L255 226H259L261 229H262V226L264 225V221L261 223V221L263 220V219H260V220H258V221H254L255 222V224H252V222L248 219V218H246V220H249L248 222H249V224H247V221H245L246 223H243L242 222V220L243 219H240V217L242 216ZM201 216V218H202V215H200ZM199 216V214H198V217H200ZM139 217V216H138ZM178 217V216H177ZM243 217H245V215L243 216ZM246 217H254L253 215H252V213L251 214H249V215H246ZM58 219H60L61 217H57ZM174 218V217H173ZM196 218H197V216H196ZM242 218V217H241ZM170 219V218H169ZM185 219V218H184ZM199 219V218H198ZM197 219V220H198ZM221 219V218H220ZM193 220V219H192ZM204 220V219H203ZM202 220V221H203ZM227 220H229V221H231V222H227ZM255 220V219H254ZM240 221V222H239ZM208 222V221H207ZM258 222V223H257ZM194 223V222H193ZM206 223V222H205ZM211 223V222H210ZM131 224V223H130ZM173 224V223H172ZM177 224V223H176ZM192 226V225H191ZM194 226V225H193ZM209 226V225H208ZM204 227V226H203ZM59 228H60V230H59ZM62 225H57V227H56V229H57V236H58V248H59V251L61 252V254H62V263L61 264H67L68 263V261L66 260L65 261V259H67L66 257H67V255L65 254V251H64V249L61 247V245H62V243H63V239H62V237H61V240H60V236H61V234H62ZM264 228V227H263ZM181 229V228H180ZM185 229H187V228H185ZM204 229V228H203ZM242 229V230H241ZM258 229V228H257ZM184 230V229H183ZM201 230V229H200ZM200 230H199V232H200ZM245 230H243V231H245ZM61 231V232H60ZM174 231V230H173ZM196 231V230H195ZM252 231V230H251ZM202 232V231H201ZM200 232V233H201ZM209 232V231H208ZM258 232V231H257ZM256 232V233H257ZM259 232H261V230L259 229ZM183 233H185V232H183ZM193 233V232H192ZM191 233V234H192ZM253 233V232H252ZM178 234V233H177ZM181 234V233H180ZM184 235V234H183ZM198 235H200L199 233H198ZM197 235V236H198ZM213 235H212V238L211 239H213L214 237H213ZM254 235V237H251V236H253ZM206 236H208V235H206ZM211 236V235H210ZM242 236V239L240 238ZM246 238V239H244V238ZM179 238V237H178ZM264 238V237H263ZM255 239V240H254ZM176 240V239H175ZM180 240H181V238H180ZM258 241V240H257ZM258 244V243H257ZM259 246V245H258ZM260 247H262V246H260ZM259 247V248H260ZM255 248V249H254ZM211 249V250H210ZM213 249V250H212ZM262 249H263V247H262ZM215 250H219V252L217 253V254H215ZM260 250V249H259ZM261 251V250H260ZM150 252H151V254L153 255V251H152V249L150 250ZM209 252V253H208ZM263 252H264V249H263ZM171 253V252H170ZM178 253V252H177ZM262 253V252H261ZM139 254H138V256H139ZM263 254V253H262ZM256 255H258V253H256ZM260 255V254H259ZM258 255V256H259ZM65 258V259H64ZM263 261H264V258H262V257H260ZM135 260H133L134 262V264H138V257H135L134 258ZM154 258H153V256H152V260H153ZM205 259V258H204ZM209 259H210V257H209ZM208 259V260H209ZM258 259V258H257ZM171 260V259H170ZM259 260V259H258ZM257 260V261H258ZM261 260V261H262ZM206 261H207V258H206ZM210 261V260H209ZM175 262V263H176ZM206 262L204 261V264H205ZM211 263V262H210ZM209 263V264H210ZM214 263V262H213ZM207 264V263H206ZM258 264H259V262H258ZM260 264H264V263H260Z\"/></svg>", "mask_w": 264, "mask_h": 264}]
</instances>
